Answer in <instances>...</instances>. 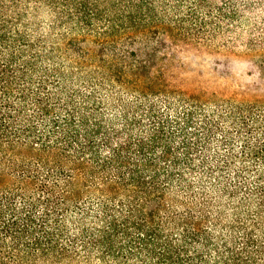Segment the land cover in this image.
Segmentation results:
<instances>
[{
  "label": "trees",
  "instance_id": "16d2710c",
  "mask_svg": "<svg viewBox=\"0 0 264 264\" xmlns=\"http://www.w3.org/2000/svg\"><path fill=\"white\" fill-rule=\"evenodd\" d=\"M0 264H264V0H0Z\"/></svg>",
  "mask_w": 264,
  "mask_h": 264
}]
</instances>
